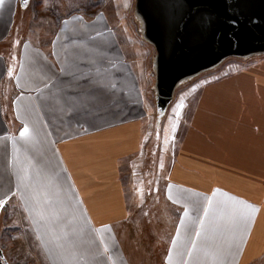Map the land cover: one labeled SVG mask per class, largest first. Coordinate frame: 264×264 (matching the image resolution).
Segmentation results:
<instances>
[{
  "label": "crops",
  "instance_id": "0c3cea01",
  "mask_svg": "<svg viewBox=\"0 0 264 264\" xmlns=\"http://www.w3.org/2000/svg\"><path fill=\"white\" fill-rule=\"evenodd\" d=\"M25 6L0 2V201L47 264L264 257V54L200 85L160 181L137 186L139 63L104 16L65 18L37 46L22 38Z\"/></svg>",
  "mask_w": 264,
  "mask_h": 264
},
{
  "label": "rangeland",
  "instance_id": "374dc122",
  "mask_svg": "<svg viewBox=\"0 0 264 264\" xmlns=\"http://www.w3.org/2000/svg\"><path fill=\"white\" fill-rule=\"evenodd\" d=\"M25 7L19 19L22 38L37 46L49 44L52 33L65 18L80 15L90 20L104 16L117 30L118 42L128 58L139 63L148 142L146 156L132 172L137 186L142 183L141 178L144 185H156V181H160L156 177L158 160L166 154V150L170 153L177 143L200 85L249 64L256 56L227 57L213 68L179 81L171 102L160 114L156 100V51L145 38L144 23L138 14L136 0H29ZM14 215L18 216L10 208L0 209L3 264H47L30 230L25 225L17 226L21 225V221H13ZM255 264H264V257Z\"/></svg>",
  "mask_w": 264,
  "mask_h": 264
},
{
  "label": "water",
  "instance_id": "95a60500",
  "mask_svg": "<svg viewBox=\"0 0 264 264\" xmlns=\"http://www.w3.org/2000/svg\"><path fill=\"white\" fill-rule=\"evenodd\" d=\"M136 7L156 51L160 114L179 81L227 57L264 54V0H136Z\"/></svg>",
  "mask_w": 264,
  "mask_h": 264
},
{
  "label": "snow or ice",
  "instance_id": "6c2138e0",
  "mask_svg": "<svg viewBox=\"0 0 264 264\" xmlns=\"http://www.w3.org/2000/svg\"><path fill=\"white\" fill-rule=\"evenodd\" d=\"M0 2H2V0H0ZM25 132H27V129H25ZM25 133H21V135H24ZM7 203V200H3V201H0V209L3 208L4 204Z\"/></svg>",
  "mask_w": 264,
  "mask_h": 264
},
{
  "label": "trees",
  "instance_id": "16d2710c",
  "mask_svg": "<svg viewBox=\"0 0 264 264\" xmlns=\"http://www.w3.org/2000/svg\"><path fill=\"white\" fill-rule=\"evenodd\" d=\"M1 250V249H0Z\"/></svg>",
  "mask_w": 264,
  "mask_h": 264
}]
</instances>
